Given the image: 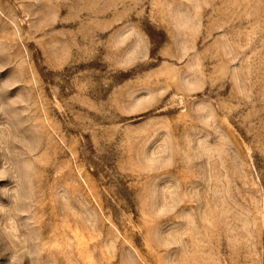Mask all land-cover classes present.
Returning a JSON list of instances; mask_svg holds the SVG:
<instances>
[{
	"label": "rangeland",
	"instance_id": "374dc122",
	"mask_svg": "<svg viewBox=\"0 0 264 264\" xmlns=\"http://www.w3.org/2000/svg\"><path fill=\"white\" fill-rule=\"evenodd\" d=\"M0 264H264V0H0Z\"/></svg>",
	"mask_w": 264,
	"mask_h": 264
}]
</instances>
